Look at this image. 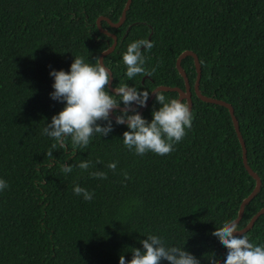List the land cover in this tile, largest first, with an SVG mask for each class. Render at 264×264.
Returning <instances> with one entry per match:
<instances>
[{"label": "trees", "instance_id": "obj_1", "mask_svg": "<svg viewBox=\"0 0 264 264\" xmlns=\"http://www.w3.org/2000/svg\"><path fill=\"white\" fill-rule=\"evenodd\" d=\"M125 3L0 0V179L8 185L0 191V264H119L121 255L130 261L133 248L143 250L149 235L184 248L200 264L213 254L223 264L226 248L212 233L236 219L255 181L228 110L195 95L192 57L181 61L192 125L170 154L137 155L123 144L127 126L111 118L113 131L93 134L87 147L73 148L69 137L66 148L51 149L55 141L43 133L65 106L50 97V71H69L75 57L95 65L112 44L96 21L116 23ZM100 25L117 38L103 59L113 88L128 84L149 96L157 86L183 89L176 59L184 51L198 57L201 94L231 105L247 163L261 180L237 224L243 229L264 208V0H132L119 28ZM149 37L154 47L141 52L146 70L155 71L129 80L122 56L130 43ZM160 93L167 101L178 97ZM159 107L154 98L142 117L151 122ZM50 149L53 158L46 156ZM82 161L92 166L81 170ZM112 162L115 172L107 167ZM64 165L72 171L64 173ZM77 185L94 193L92 200L75 195ZM243 235L264 245V214Z\"/></svg>", "mask_w": 264, "mask_h": 264}, {"label": "clouds", "instance_id": "obj_2", "mask_svg": "<svg viewBox=\"0 0 264 264\" xmlns=\"http://www.w3.org/2000/svg\"><path fill=\"white\" fill-rule=\"evenodd\" d=\"M151 50L154 43L141 39L128 45L122 56L126 66V76L129 80L137 75L151 76L155 71H147L144 67L145 57L141 48ZM50 76L54 78L52 85L54 91L50 93L51 99L64 103L63 109L51 118V123L43 129V133L54 139L51 149L66 148V139L70 137L72 147H87L93 134L107 136L113 131L110 112L118 111L115 116L117 125H126L129 129L123 133V144L129 150H134L139 156L152 152L160 156L170 154L175 143H179L186 135V128H191L192 114L189 105L178 99L167 101L165 95L153 92L156 102L160 105L158 110L152 111L151 122L142 117L137 108L145 107L149 99L148 91H139L128 84L115 87L114 94L109 92L110 73L99 61L93 65L86 63L83 57H75L69 71L52 70ZM119 96L116 100L113 96ZM121 103L123 108H120ZM131 113V114H130ZM107 122L104 126L98 123ZM49 150L46 156L53 158V151ZM91 161H82L78 167L88 170ZM115 172L117 163L107 166ZM64 173L72 171L71 165L62 166ZM94 179H107L105 172H92ZM125 179H129L124 173ZM8 187L7 182L0 179V191ZM75 195L83 196L90 201L94 193L75 186ZM239 233L235 221L225 222L222 227L216 228L212 233L226 248L223 264H264V245H255L249 242L246 235ZM143 250L133 248L132 258L126 261L119 257V264H200V260L178 247H166L161 237L149 235L141 241ZM209 264H220L214 254L208 259Z\"/></svg>", "mask_w": 264, "mask_h": 264}, {"label": "water", "instance_id": "obj_3", "mask_svg": "<svg viewBox=\"0 0 264 264\" xmlns=\"http://www.w3.org/2000/svg\"><path fill=\"white\" fill-rule=\"evenodd\" d=\"M131 2H132V0H126V3H125L124 8L122 10L121 16H120L119 20L116 23H111V21L108 18H106V17H99L97 19V21H96V24H97V27H98L99 31L102 34H105L106 36H108L109 38L112 39V44L105 51H103L100 54V56L98 57V61L100 63H102L103 66H104L103 59L114 51V49H115V47L117 45V38H116L115 35L107 32L104 29H102L100 23H101V21H105L111 27L119 28L125 21L126 12L128 11ZM149 39H150V37L148 38V40ZM186 57H192L193 61H194V66H195V69H196V78H195V81H194L193 89H194V93L197 96V98H199L202 102L210 103V104H214V105H218V106H222V107H225L228 110L230 118H231V121H232V124H233V127H234V130H235V133H236V136H237V138L239 140V143L241 145V148H242L243 166L246 169V171L248 172L249 176L251 178H253L254 181H255L254 189L249 194V196H247L242 201V203L239 206L237 217L234 220L236 222V224H238L240 222V220L242 219V217H243V213H244L245 207L258 194V192L260 190V187H261V180H260L259 176L254 171L251 170L250 166L247 163L245 144H244V141L242 139V136H241V133H240V130H239V125H238V122H237V120H236V118L234 116V111H233V108L231 107V105L226 103V102H224V101H222V100H217V99H214V98L206 97V96L201 94V92L199 90V84H200V78H201V67H200V64H199L198 57L191 51H184L176 59L175 66H176V69H177L179 75L183 78L184 89H181L179 87L158 86L154 90H152V92L150 93L149 99H148L147 104H146L145 107H137V105H135V104H133V107L137 108L138 112L142 115L143 111L149 106V104L155 98V95H154L153 92H175V93L178 94V98H177L178 100H181V102L183 100L186 101V104L189 105L190 112H191L192 111V100H191L190 84H189V81H188V78H187V75H186L184 69L181 67V61L184 58H186ZM106 69L110 73V84H109V89L108 90L112 94H114V89L115 88L112 87V82H113L112 73H111V71L108 68H106ZM123 107L124 106H120L121 109ZM110 118L115 121V116H114L113 112H110ZM263 214H264V208L259 210L251 218L250 222L243 229L238 230L239 233H234V235L241 236V235L245 234L246 232H248L253 227V225L256 222V220Z\"/></svg>", "mask_w": 264, "mask_h": 264}, {"label": "flooded vegetation", "instance_id": "obj_4", "mask_svg": "<svg viewBox=\"0 0 264 264\" xmlns=\"http://www.w3.org/2000/svg\"><path fill=\"white\" fill-rule=\"evenodd\" d=\"M145 77H147V76H145ZM145 77H143V79L141 80V82L143 83V81H144V79H145ZM158 87V86H157ZM184 89V88H183ZM178 98V97H177Z\"/></svg>", "mask_w": 264, "mask_h": 264}]
</instances>
